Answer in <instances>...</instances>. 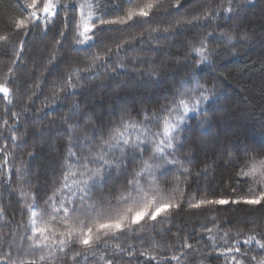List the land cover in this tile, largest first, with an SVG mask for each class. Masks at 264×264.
Masks as SVG:
<instances>
[{"label": "snow or ice", "instance_id": "obj_1", "mask_svg": "<svg viewBox=\"0 0 264 264\" xmlns=\"http://www.w3.org/2000/svg\"><path fill=\"white\" fill-rule=\"evenodd\" d=\"M17 4L21 10H13L16 14L8 17L11 30L0 35V47L13 51L12 65L0 79V195L8 192L10 198H17L21 218L13 227L15 217L6 219L0 205V220L5 221L0 224V264H119L118 256L127 258V264H191L189 257L202 251L222 259L223 264H264V232L256 231L259 226L245 233L241 226L233 230L230 222L219 218L228 205L264 206V153L245 151L231 160L240 165L235 173L238 183L248 186L242 194L236 195V188H230L231 196L187 191L188 165L193 161L191 149L185 151L184 133L193 116L205 115L207 105L216 99L215 86L201 84L195 72L155 109L139 108L134 114L113 111L107 123L103 117L84 116L81 121L89 123L82 128L81 122H73L80 109L73 104L61 117L67 125L64 153L51 171L44 172L43 188L39 178L31 179L32 172L23 160L19 166L16 163L15 150L27 144L28 133L21 132L20 122L22 117L27 119L28 106L14 110L19 99L15 71L32 34L39 31L46 36L56 30L53 39L58 47L50 53L49 64L55 63L69 38L72 51L86 54L88 62L71 68L60 87L53 88L54 93L67 89L75 96L85 80H95L102 71L115 80L129 75L131 66L139 70L140 77H157L155 62L129 59V53L138 51L135 45L158 42L161 32L167 40L171 30L181 26L204 21L207 27L217 18L232 19L241 5L220 0L213 7L209 0L200 13L182 16V0H17ZM158 13L175 17V22L146 29L149 35L145 38L141 29L151 25ZM118 32L129 35L115 47L100 49L105 33ZM237 38L248 39L219 29L207 32L189 49L193 66L210 62L213 42L234 46ZM34 95L28 97L29 105ZM55 99L51 97L53 103ZM44 134L41 130V137ZM27 155L31 160L35 152ZM169 174H175L171 183ZM181 211L207 216L210 223L198 226L199 235L179 232L175 241L161 242L155 236L146 239L147 231L172 235L171 224ZM164 226H168L166 232L158 231ZM164 247L171 250L170 255L162 254Z\"/></svg>", "mask_w": 264, "mask_h": 264}, {"label": "trees", "instance_id": "obj_2", "mask_svg": "<svg viewBox=\"0 0 264 264\" xmlns=\"http://www.w3.org/2000/svg\"><path fill=\"white\" fill-rule=\"evenodd\" d=\"M263 1L252 0L251 3H244V0H234V4L241 5V10L238 13H233L232 19L217 18L209 23L207 27H204L205 22L201 21L191 29H186L185 32H181L180 30L178 32L177 29H172L169 39L177 40L176 50L171 49L166 52L162 50L156 51V48L168 46L169 44L167 40L163 39V35H165L163 32L160 33L161 38L158 42H146L143 45H135L138 51L129 53V59L139 57L155 62L158 71L157 77L152 79L140 77L138 75L139 70H136L137 73L131 74L129 72V70H133L131 66L127 70L129 75L118 76L115 80L108 78L110 73L106 75L102 71L101 75L95 80H85L83 85L76 89L77 95L75 96H70L67 89L63 93H54L53 88L60 87L63 82L62 78L67 75L71 68L82 66L88 62L85 60L86 54L72 51V41L69 38L68 43L63 46L55 63L49 64L48 58L50 53L54 48L58 47L54 44L53 39L57 36L56 30L53 29L46 36L39 31L32 34L27 39L23 61L19 62V66L15 71L19 99L14 110H21L26 105L28 106L27 119L25 120L22 117L20 122L21 132L26 130L28 133L27 144L15 150L17 166L23 160L32 172L31 179L35 181L39 178L40 187L43 188L45 185L44 173L36 174L37 167L39 166L38 163L41 158L40 165L45 169L43 172L51 171L55 166V161L59 156L63 155L65 150L64 129L67 125L61 122V117L68 114L73 104L80 105L79 115L72 118L73 122H81L82 128L89 123L88 121H81V118L84 116H91L93 119L103 117L105 123H107L110 112L102 111L107 107L108 101L107 99V101L105 100L104 96H108L111 88L113 86L118 87L124 79H128L127 82L124 81L126 88L119 90V93L116 95L119 102H123L125 97H128L127 90L130 86L134 85V82L139 80L138 78H140L138 82L142 85L154 83L152 84V91L148 92V96H151L152 100H146L145 103L135 100L125 106L123 105L121 111L127 110L134 114L135 109H155L158 107L164 102V98L168 93L174 92L182 81L190 80L192 73L195 72L198 74L197 78L201 84H205L209 88L215 86L216 99L207 105V113L205 115L193 116L184 133L186 137L185 151L191 149V159L193 161L191 165H188L191 169V176L186 182L188 186L187 191L189 193H203L206 191L210 196L234 195L230 191V188L237 189L236 195L242 194V191L246 192L248 186L238 183V178L235 174L240 165L239 163H232L231 160L236 159L237 153L242 157L245 151L257 154L264 153V49L252 50L249 47L251 40L264 34V16H256L253 22L245 21L236 27L233 24L235 17H238L242 12H250L260 6ZM166 2L170 3L171 0H166ZM211 2L212 6L215 7L220 0H211ZM182 4V16H193L201 12V10L195 11L199 6L198 0H182ZM108 7L111 9L112 5L109 4ZM13 10H21L17 4V0H0V35L7 34L11 30L8 17L16 14ZM71 15L69 14V22H71ZM175 19V17H165L164 13H158L156 17L152 18V24L145 25L144 29L141 30L144 31V36L147 38L149 32L146 29L156 25L165 26L172 24L175 22ZM57 23L59 24L60 22L58 21ZM216 29L237 35L238 37L246 35L248 39L244 40L245 43H243L241 39L237 38L234 41V46L213 42L210 44V48L213 51L210 62L201 65L200 68H195L193 66L195 62L193 54H190L189 49L193 44L198 43L199 38H202L207 32ZM128 35L129 33L126 32L105 33L101 37L103 43H101L100 49H103L105 45L115 47L117 41ZM152 35L155 36L157 34L152 33ZM13 39H18V37H13ZM42 41L44 42L42 43ZM140 48H143V51H140ZM249 48L251 51H248ZM96 50L99 49H94L93 51ZM152 51L156 57L146 59V56L150 55ZM226 52H230L232 55H230L228 62L225 61L222 64L220 60ZM162 55L176 62L180 61V64H167L163 61L164 56ZM12 58L13 51H5L3 47H0V79H3L7 68L12 65ZM163 71L167 72V74L169 71L172 73V79L174 77V80L171 85L168 83V76H163V73H165ZM220 74L224 75V78L223 76H219ZM101 82H104V85L101 86L104 94L102 103H97L93 106L86 105V102L92 100V94ZM37 84L39 85L38 87L36 86ZM33 92L35 95L32 96V102L29 105L28 97ZM233 93L236 100H233L234 98L230 99V102L224 108L222 102L233 95ZM54 95L56 97L55 103L51 100V97ZM236 101L240 102L242 106H237ZM117 107L113 111L119 114L121 111L116 112ZM2 109L3 104L0 103V115H2ZM223 111L227 112L226 117L221 116ZM95 113H101L105 116L96 117ZM221 124L226 129V134H219V137L215 139H219V141L214 147H210L211 143L209 141L202 143L205 147L210 145L209 148L202 149L194 146L196 142L201 140L202 135H208L213 127L217 129L218 133V127ZM41 130L45 133L42 137ZM251 132L255 133L256 136L249 138L247 133L250 134ZM77 135H79V132ZM53 138L55 145L52 143ZM51 150H54V155L49 154ZM29 152H35V156L31 160H29L27 155ZM229 153H232L231 157L228 155ZM205 168H207L206 172L204 171ZM174 180L175 174H169L167 181L171 183ZM13 187H15V181ZM0 192H2V188H0ZM0 205L5 209L6 219L15 217L12 220V226L15 227L16 221L21 218L17 198L15 196H11L10 198L8 192H3L0 195ZM226 207L227 211H220L219 218L230 222L233 230L239 225L247 233L253 225H258L259 227L256 228V231L264 232V206L250 207L240 204L228 205ZM4 222L0 220V224ZM206 223H210L207 216H194L189 211H181L174 217L171 224L172 235L165 234L160 236L147 231L145 236L146 239L155 236L161 242L175 241L177 239L176 234L179 232L199 235L198 226ZM167 228L168 226H164L163 228H158V231L166 232ZM7 230V228L4 229V231ZM137 247L139 248V245ZM161 251L165 255L171 254V250L167 247L162 248ZM116 259L119 261V264H127V258L121 259L118 256ZM189 259L191 264H223L222 259H217L215 255L209 257L206 251L194 252Z\"/></svg>", "mask_w": 264, "mask_h": 264}, {"label": "rangeland", "instance_id": "obj_3", "mask_svg": "<svg viewBox=\"0 0 264 264\" xmlns=\"http://www.w3.org/2000/svg\"><path fill=\"white\" fill-rule=\"evenodd\" d=\"M208 1L209 0H198V2H199V6H198V8H196V10L195 11H200V10H202V8H203V6L206 4V3H208ZM260 15H262V16H264V1L260 4V6H258L257 8H254L253 10H251L250 12H242L241 14H239L238 15V17H235V20H234V27H236V26H238V25H240V24H243L245 21H251V22H253L254 21V18L256 17V16H260ZM264 18V17H263ZM263 21H264V19H263ZM196 25V23H193L192 25H188L187 27H184V26H181L180 27V31L181 32H185L186 31V29L188 30V29H191L193 26H195ZM179 30H177L178 32H179ZM197 34V33H196ZM164 36V35H163ZM174 38H176V37H174ZM167 41L169 42V44H168V46H162L161 48H156L157 50V52H159L158 50H162L163 52L165 51H168V50H171V49H175L176 48V43H177V40H175V39H167ZM44 41H42V43H43ZM241 42H243V43H245V41L244 40H241ZM247 44V43H246ZM249 47L252 49V50H255V49H257V50H259V49H264V34H262L261 36H258L256 39H253V40H251V42H250V44H249ZM249 48V50L248 51H251V49ZM177 49V48H176ZM175 49V50H176ZM230 55H232L230 52L228 53V52H226L224 55H223V57L221 58V63L223 64V62H225V61H227L228 62V60H229V57H230ZM162 56H164V62L165 63H167V64H171V63H177L178 65L180 64V61H175V60H173V59H170V58H167L165 55H162ZM156 56L153 54V51H152V53L150 52V55H147L146 56V59L147 58H150V59H152V58H155ZM129 72L132 74H134V73H137L136 72V70H129ZM163 72H165V71H163ZM164 75L163 76H168V80H169V84L171 85L172 83H173V80H174V77H173V79H172V73L169 71L168 72V74H167V72H165V73H163ZM219 76H223V78H224V75H219ZM139 80L138 81H140V78H138ZM127 80L128 79H124L123 80V82L122 83H120L119 85H118V87H115V86H113L112 88H111V91L110 92H108V96H104V94H103V92H102V87L101 86H103L104 85V82H101L100 84H98L99 85V87L96 89V88H94V89H96L95 90V92L92 94V100H89V102H86V105H96L97 103H102V98H103V96L105 97V100L107 101V107H105L102 111L103 112H113V110L114 109H116V107H117V110H116V112H120L121 111V109L123 108V105L125 106V105H127V104H129V102H133V101H135V100H139V101H142V103H145L146 102V100L147 101H149V100H152L153 98H151V96H148V92H150V91H152V89H153V86H152V84H154V83H152V84H150V83H146L145 85H142V84H140V82H134V85L133 86H130L129 87V89L127 90L128 91V97H125V99H124V101L123 102H125V103H123V102H119L118 100H117V98H116V95L119 93V90H121V89H124V88H126V84H124V81L125 82H127ZM97 83V82H96ZM95 83V84H96ZM159 88V87H158ZM161 88V87H160ZM235 90H238V89H235ZM104 91V90H103ZM239 91H241L240 89H239ZM146 93H147V95H146ZM241 93H242V91H241ZM107 94V93H106ZM234 96V93H233V95H231L229 98H227V99H224V101L222 102V106L225 108V106L228 104V102H230V99L232 100L233 98V100H236V98H235V96ZM104 99V98H103ZM237 102V101H236ZM109 105V106H108ZM236 105L237 106H242L241 104H240V102H237L236 103ZM224 108H223V110H224ZM241 109V108H240ZM105 114H107V113H105ZM96 117H98V116H103L104 114H101V113H95L94 114ZM105 116V115H104ZM221 116L222 117H226L227 116V112L226 111H223L222 112V114H221ZM219 129V132L217 133V129L216 128H212L211 130H210V133L208 134V135H202V137H201V140L199 141V142H196V144L194 145L195 147H197V148H202V149H204V148H209V146L212 148V147H214V145L215 144H217V142L219 141V139L218 140H215V139H217L218 137H219V134L220 135H225L226 134V129L224 128V126L221 124L220 125V127H218ZM247 136L250 138V137H252V136H256V134L255 133H250V134H248L247 133ZM206 141H209L211 144L210 145H208V147H205V145H202V143L203 142H206ZM208 142V143H209ZM212 142H214V143H212ZM53 145H55L54 144V138H53ZM40 146H41V144H39ZM54 147V146H53ZM49 154L50 155H54V150H51L50 152H49ZM41 158H40V161H39V163H38V167H37V173L36 174H42V173H44L43 171L45 170V169H43V167H41L42 165H40V163H41ZM43 169V170H42ZM38 176V175H37Z\"/></svg>", "mask_w": 264, "mask_h": 264}]
</instances>
